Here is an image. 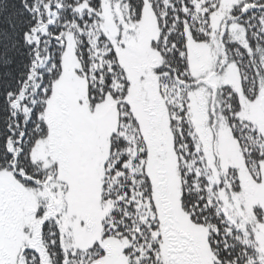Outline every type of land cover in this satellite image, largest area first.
Here are the masks:
<instances>
[{
    "label": "snow or ice",
    "instance_id": "6c2138e0",
    "mask_svg": "<svg viewBox=\"0 0 264 264\" xmlns=\"http://www.w3.org/2000/svg\"><path fill=\"white\" fill-rule=\"evenodd\" d=\"M0 264H264V0H0Z\"/></svg>",
    "mask_w": 264,
    "mask_h": 264
}]
</instances>
